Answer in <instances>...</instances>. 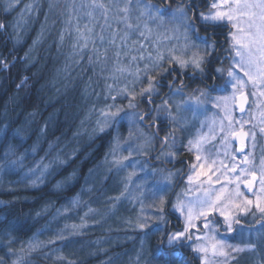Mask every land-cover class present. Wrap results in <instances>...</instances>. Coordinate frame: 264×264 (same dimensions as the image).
<instances>
[{
  "label": "rangeland",
  "instance_id": "obj_1",
  "mask_svg": "<svg viewBox=\"0 0 264 264\" xmlns=\"http://www.w3.org/2000/svg\"><path fill=\"white\" fill-rule=\"evenodd\" d=\"M2 2L6 12H15L14 30L18 43L34 32L30 54L34 55L46 37L57 30L56 55L64 57V65L52 80L53 102L71 89H79L74 114L77 126L69 139L31 144L29 137L19 130V136L8 137L6 132L10 127L3 126L0 134L1 190L35 189L50 181L54 190H66L75 182L76 173L60 177L61 169L99 136L111 132L112 139L102 161L88 173L75 196L60 206L50 205L40 210L37 215L47 216V221L30 240L15 243L12 238L0 237V264H68L63 262L68 256L63 252L64 247L78 238L86 247L88 244L94 246L91 257L98 260L95 264H187L185 257L179 258L181 252L186 253L183 247L191 253L196 264H264V219L258 212L254 216L238 213L233 204L239 201L230 196L236 190V175L240 167L245 166L242 163L245 156L237 153L226 118V113H230L233 129L238 132L240 124L236 121L245 122V116L238 114L237 97L241 93L249 94L252 99L250 112L255 111L257 115L259 106H264V96L260 95L264 89H254L244 72L234 66L239 57L232 47L230 63L221 68L222 72L213 75L217 82L213 88L200 84V80L190 87L182 81H175L178 84L172 86L175 82L170 83L168 75L178 80L176 72L183 76L192 73L204 77L216 52L215 46L213 53L205 57L203 72L191 65L180 67L178 61L188 60L196 51L190 47L191 42L201 46L202 54L203 39L199 34L189 33L190 40L186 41L183 30L176 31L168 22L170 12L180 5L178 3L163 9L152 0H132V10L125 22L124 14L116 8H111L105 18L100 10L90 7L92 0ZM210 2L207 1L204 11ZM104 3L108 5L109 0ZM146 5L164 10L163 22L150 19L147 14L140 15L146 11ZM120 6L123 7V3ZM152 11L154 13L155 9ZM213 26L227 27L230 34L235 31L228 23ZM159 55L165 57L161 62L162 70L167 69L162 75L152 71ZM173 57L175 60L170 62ZM230 69L246 81L243 88L237 85L233 89L235 81L228 76ZM146 70L157 79L158 91L152 95L151 102L148 97L139 95L147 86ZM181 87L182 93L174 91ZM200 91H205L206 95L197 101ZM130 101L136 107L129 108ZM117 108L122 109L118 117L104 115ZM144 114H147L144 120L137 118ZM222 123L224 132H221ZM196 155L201 156L200 162L196 161ZM248 159L259 175L260 164H255L258 160ZM201 163L203 168L199 167ZM193 164L198 165L196 170L192 169ZM232 165L237 166L236 172L232 171ZM189 176L193 177L191 183ZM247 180H251L250 175ZM239 190L254 200L244 183H240ZM213 192L222 195L224 210L240 219L239 224L233 223V230L229 232L219 212H213L210 217L218 230L216 239L223 240L226 245L223 249L226 255H220L219 250L213 255V240L197 239L198 236H212L203 228V219H193L197 227L167 246L168 237L182 232L186 226V215L175 211L174 205L186 204ZM161 196L165 201V222L156 218ZM4 204L0 202V206ZM167 212L175 216L176 222L169 225ZM144 217L158 224L160 230L147 234V230H141L138 225ZM152 237L155 241L164 239V250L179 252H172L175 255L169 261L159 262L151 255ZM201 244L209 246L207 253L193 251ZM250 244L255 248L250 250ZM233 248L245 250L236 252Z\"/></svg>",
  "mask_w": 264,
  "mask_h": 264
},
{
  "label": "trees",
  "instance_id": "obj_2",
  "mask_svg": "<svg viewBox=\"0 0 264 264\" xmlns=\"http://www.w3.org/2000/svg\"><path fill=\"white\" fill-rule=\"evenodd\" d=\"M155 1L163 8L169 2ZM170 4H172L171 1ZM206 4L207 2L201 0L192 3V6L204 8ZM0 25L4 26L0 28V62H3L0 63V134L3 126L8 124L10 127L6 132L8 137L19 136V130L20 134L23 133L29 137L28 143L31 144L37 141L49 143L56 139H69L77 126L74 114L77 109L79 88L71 89L66 95L60 96L59 100L53 102L55 95L51 92L52 80L58 69L64 65V57L57 58L56 55L55 33L57 30L55 29L49 37H46L33 55L30 54V49L34 32L18 43L14 30L15 12H6L2 0H0ZM213 27L217 29V32L222 33L221 26ZM211 60L208 64V73L204 75L208 81L213 78ZM4 64H7V68ZM173 77L169 74V81H173ZM176 77L179 82L183 81L179 72H176ZM111 139V132L99 136L61 169L60 177L72 172L76 173L75 182L66 190H54L51 181L39 188L22 189L16 192L1 190L0 187V202H5L3 206H0V237L4 240L12 238L16 240L15 243L30 240L47 221V216L37 215L40 210L50 205L60 206L75 196L88 173L102 161L109 150ZM169 219L172 221L175 216L170 215ZM170 223L173 222H169V225ZM154 239L155 237L151 238V255L156 256L159 262L165 261L162 253L179 252L164 250V239L162 241ZM88 246L81 242V238L70 241L64 247L63 252L68 256L63 262L95 264L98 260L95 261L91 257L95 251L94 246L91 244ZM183 249L186 253L181 252L179 258L184 259L183 256L187 264H196L191 253L184 247Z\"/></svg>",
  "mask_w": 264,
  "mask_h": 264
},
{
  "label": "snow or ice",
  "instance_id": "obj_3",
  "mask_svg": "<svg viewBox=\"0 0 264 264\" xmlns=\"http://www.w3.org/2000/svg\"><path fill=\"white\" fill-rule=\"evenodd\" d=\"M138 2V0H137ZM123 3V7H121ZM90 7L93 9L100 10L101 14L107 18L108 12L111 8H116L119 13H123V19L127 21L128 14L132 10V0H109V4L106 5L104 0H92ZM146 11H142L140 15H145L150 19L159 20L163 22L164 16L166 13L164 10L156 7L155 5H146ZM152 9H155L153 13ZM91 15V13H89ZM199 20L204 26L205 31H207L208 26L217 25L219 23H228L231 24L234 32H232V49L236 53V57H239L238 60H235V67H239L241 71L244 72V75L248 78V81L251 82L254 89H264V0H211L207 11L197 12L192 6V0H188V4L178 5L174 10L169 14L168 22L175 26L176 31L183 30V35L186 41L190 40L189 33L198 35L200 29L197 27L195 21ZM129 28H132L131 24L127 25ZM4 27L0 25V28ZM138 27V26H137ZM91 32V29H88ZM127 37V33L125 34ZM141 37H144V33H140ZM103 40V37H101ZM114 42V41H113ZM203 49L201 54V46L195 42L190 43V47L195 49L192 56L188 60L178 61L181 68H185L188 65H191L193 68L198 69L200 72H203L204 69L202 65L205 63V57L210 56L215 50V42L211 41V37H206L202 41ZM135 59V57H133ZM165 59L163 55L157 57V61L152 65V71L163 74L167 69L162 70L161 62ZM235 59V58H234ZM175 60V58H170V62ZM3 63V62H0ZM4 67L7 68V64H4ZM253 69L255 70L253 72ZM217 72H222L220 68L216 69ZM228 76L235 83L232 84L233 89H236L237 85H240L241 88L245 85L246 81L241 79L239 76L235 75L234 72L230 69L228 71ZM145 78L147 79V86L143 87L139 93L142 97H148L149 102H151V97L153 94H156L157 89V79L155 76L148 74L147 70L145 71ZM231 82V81H230ZM170 87H172L170 85ZM176 93H182L181 88H175ZM255 95V92L252 93ZM205 91H200L199 96L196 97L199 101V97L205 96ZM260 95L264 96V90L260 91ZM235 97V92L233 93V98ZM242 100H246V97L241 93ZM115 99V97H113ZM135 99V96H133ZM227 99V98H225ZM167 104V101H165ZM129 108L136 107L131 101L128 105ZM122 109L117 108L115 112H105L104 115L111 116L116 118L119 116ZM240 111L244 112L243 105L240 107ZM133 115H137L133 113ZM145 115H139L137 118L139 120H144ZM226 118L228 119V129L232 135L237 136L241 142H243L244 137L248 136L249 133L243 130L244 123L241 121H236L240 124V131L237 133L233 129V120L230 113H226ZM104 129L101 128V131ZM264 132V129H261ZM221 132H224L223 123L221 124ZM254 138V134H253ZM227 140V136L224 137ZM192 143L191 141L189 142ZM192 150L191 148L189 149ZM196 161H201V156L196 155ZM214 163V162H213ZM245 166L240 167L239 172L236 175V190L230 196L234 197L235 200H238V203H234L233 207L235 210L242 214L248 215L249 213L255 215V213L261 214V219H264V159L260 161L259 175H257L256 167L252 164V161L245 156L243 162ZM197 164L192 165V169L196 170ZM200 168H203L204 165L201 163ZM236 165H232V171L236 172ZM219 171V169H217ZM204 174V173H198ZM251 176V180H247L248 176ZM241 177H244V180H241ZM219 179V178H217ZM189 182L193 180L192 176L188 177ZM209 181L211 177L209 176ZM240 183H244L245 188L251 195L253 199H249L240 189ZM254 185H258L257 188H254ZM215 196V199L212 197ZM165 201L163 197H160V207L156 210V218L160 222H165ZM225 206L223 205V197L220 194L215 192L210 194H205L204 198L197 197L195 201H189L188 203H178L174 205V210L180 212L182 215H186V226L184 230L180 233H173L168 237L167 246H171L175 241L180 240L182 237H185L189 233L191 228H196L197 225L193 223V219L200 220L203 219V228L208 232L212 233L211 237H197L200 239H211L214 243L211 244V249L213 255H216L218 250L220 255H226L223 249L226 247L223 240H217L216 235L218 230L215 228L210 217L213 212H219L220 216L223 217L227 231L231 232L233 230V223L239 224L240 219L238 216H234L224 210ZM195 212V215H194ZM138 227L141 230L148 231H159V225H154L151 223L149 217H144L142 222L139 223ZM188 239H191V236H187ZM227 247H232L227 245ZM248 248L254 249L255 245L250 244ZM209 246L207 244H201L193 248L195 252H204L207 253ZM233 251L239 252L244 251L243 248H233ZM164 255L165 261H169L171 257L175 254L173 253H162Z\"/></svg>",
  "mask_w": 264,
  "mask_h": 264
},
{
  "label": "flooded vegetation",
  "instance_id": "obj_4",
  "mask_svg": "<svg viewBox=\"0 0 264 264\" xmlns=\"http://www.w3.org/2000/svg\"><path fill=\"white\" fill-rule=\"evenodd\" d=\"M168 1H171L172 4L178 3L180 5L188 3V0H168ZM200 1L201 0H192V3L200 2ZM204 1L207 2L208 0H204ZM194 8H195L194 10L195 11L197 10L198 12L204 11V8L202 7L197 6ZM195 23L197 27L200 29L199 35L201 36L202 39L206 37H211V41L215 42L216 52L214 58H212L211 60L212 62L211 64L213 65V72L215 73L217 72L216 71L217 68L221 69L226 63H230L229 61H231V58L233 56L231 49V45H232L231 38L229 37L230 31L228 28L222 27L221 30L223 31L222 33H219V31L217 32V29L213 26H208L207 31H205V26L200 21L196 20ZM213 72L211 75H214ZM198 79L200 80L199 82L204 84V86L208 87L209 89L213 88V85L217 84L216 80H214L213 78L212 80L208 81L206 76L200 77L196 75L195 77H193L190 74L184 76L182 82L184 85H186V87H190L193 83L198 82L196 81ZM247 95H248V106L246 110H244V112H240L238 110V114L245 116L244 120L246 123H244L243 130L249 133V135L247 136V141L244 145L236 144L234 142L233 143L236 147L239 156L243 155V156H247L252 160L253 159L255 161L258 160V163L257 162L255 163V161L254 163L260 164V161L264 159V155H263L264 132L261 131V129H264V106H259V112H257V115H255L256 113L255 111H252L251 113L250 111L252 108V104L250 102L252 99L249 94ZM253 134H254V138H253ZM256 187L257 185H255L254 188ZM170 222H176V218Z\"/></svg>",
  "mask_w": 264,
  "mask_h": 264
},
{
  "label": "water",
  "instance_id": "obj_5",
  "mask_svg": "<svg viewBox=\"0 0 264 264\" xmlns=\"http://www.w3.org/2000/svg\"><path fill=\"white\" fill-rule=\"evenodd\" d=\"M243 96L246 97V100H242L241 96H239L238 99H237V101H238V103H237V108L240 109L241 105H243V108H244V110H245L246 107H247V105H248V97H247L246 94H243ZM233 141H234L235 143H237V144H240V143H241V144H245L246 141H247V136L244 137L243 142H241V140H240L237 136L234 135V137H233ZM254 187H255V185H254Z\"/></svg>",
  "mask_w": 264,
  "mask_h": 264
},
{
  "label": "bare ground",
  "instance_id": "obj_6",
  "mask_svg": "<svg viewBox=\"0 0 264 264\" xmlns=\"http://www.w3.org/2000/svg\"><path fill=\"white\" fill-rule=\"evenodd\" d=\"M175 81H178V80H177V79H173V81H170V83H171V82H175ZM178 82H179V81H178ZM176 83H177V82H175L174 85L172 84V86H176ZM177 84H178V83H177Z\"/></svg>",
  "mask_w": 264,
  "mask_h": 264
}]
</instances>
